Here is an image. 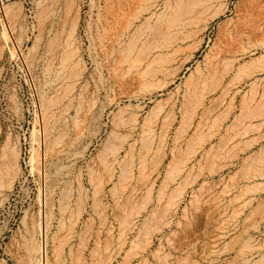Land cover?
Returning <instances> with one entry per match:
<instances>
[{"label":"rangeland","instance_id":"obj_1","mask_svg":"<svg viewBox=\"0 0 264 264\" xmlns=\"http://www.w3.org/2000/svg\"><path fill=\"white\" fill-rule=\"evenodd\" d=\"M204 1L0 0V264H264V0Z\"/></svg>","mask_w":264,"mask_h":264},{"label":"bare ground","instance_id":"obj_2","mask_svg":"<svg viewBox=\"0 0 264 264\" xmlns=\"http://www.w3.org/2000/svg\"><path fill=\"white\" fill-rule=\"evenodd\" d=\"M180 1H181V0H180ZM202 1H204V0H202ZM205 1H206V0H205ZM205 1H204V4H205ZM208 1H209V0H208ZM208 1H207V2H208ZM48 2H49V1H48ZM198 2H199V1H198ZM198 2H196V3H198ZM193 3L195 4V2H193ZM200 3H201V2H200ZM202 3H203V2H202ZM54 4H55V3H54ZM45 7H46V6H45ZM49 7H50V6H49ZM54 7H55V6H54ZM200 7H201V6H200ZM46 8H47V7H46ZM50 8H51V7H50ZM206 8H207V7H206ZM53 9H54V8H53ZM53 9H52V10H53ZM139 9H140V6H139L138 10H139ZM140 10H143V8L140 9ZM202 10H203V9H202ZM133 12H134V11H133ZM130 13H131V12H130ZM46 15H47V14H46ZM44 16H45V14H44ZM46 17H48V16H46ZM46 17H45V18H46ZM133 19H134V18H133ZM247 22H248V20H247V18H246V19L243 21V24L245 25ZM74 25H75V24H74ZM176 25H177V24H176ZM176 25H175V27H176ZM127 26H128V25H127ZM129 26H130V25H129ZM141 26H142V25H141ZM74 27H75V26H74ZM74 27H73V28H74ZM138 28H139V27H138ZM141 28H142V27H141ZM119 29H120V28H119ZM72 30H73V29H72ZM40 31H41V30H40ZM120 31H121V30H120ZM123 31H124V30H123ZM156 31H159L158 28H157ZM116 32H118V31H116ZM122 33H123V32H122ZM122 33H121V34H122ZM116 34H117V33H116ZM119 34H120V33H118V35H119ZM139 34H140V33H139ZM140 36H141V34H140ZM132 38H133V37H132ZM139 38H140V37H138L137 39H139ZM116 39H117V38H116ZM137 39H136V40H137ZM119 40H120V38H118V40H115V41H119ZM132 40H133V39H132ZM115 41H114V43H115ZM128 41H129V40H128ZM137 41H138V40H137ZM134 42H135V41H134ZM67 43H68V42H67ZM49 45H50V44H49ZM119 45H121V44H119ZM127 45H128V44H127ZM110 48H111V47H110ZM127 48H128V47H127ZM63 51H64V50H63ZM128 51H129V49H128ZM144 51H145V50H144ZM144 51H143V52H144ZM108 52H109V51H108ZM125 52H126V51H125ZM130 52H131V51H130ZM148 52H149V51H148ZM69 53H70V52H69ZM69 53H68V55H69ZM71 53H73V52L71 51ZM98 53H99V52H98ZM109 53H110V52H109ZM142 54H143V53H142ZM142 54H141V55H142ZM71 55H72V54H71ZM122 55H123V54H122ZM122 55H121V56H122ZM124 56H125V55H124ZM133 56H134V55H133ZM126 57H127V56H126ZM141 57H142V56H141ZM143 57H144V56H143ZM145 57H147V56H145ZM117 59H118V58H117ZM127 59H130V56H129V58H127ZM127 59H126V60H127ZM134 59H136V58L134 57ZM118 60H119V59H118ZM122 60H123V57H122ZM122 60H121V61H122ZM137 60H138V59H137ZM132 61H133V60H132ZM135 61H136V60H135ZM117 62H118V61H117ZM123 62H125V61H123ZM130 62H131V61H130ZM133 62H134V61H133ZM137 62H138V61H137ZM149 62H150V61H149ZM118 63H119V62H118ZM126 63H127V62H126ZM131 63H132V62H131ZM150 63H151V62H150ZM124 64H125V63H124ZM135 65H136V64H135ZM135 65H133V67H135ZM64 67H65V66H64ZM133 67H130V68H133ZM138 67H139V66H138ZM145 68H146V67H145ZM147 68H148V67H147ZM153 69H154V68H153ZM134 70H135V69H134ZM150 71H152V70H150ZM158 71H160V70L158 69ZM141 72H142V71H141ZM147 72H148V71H147ZM147 72L145 71V73H144V72H142V73H144L143 75H146ZM149 73H150V72H149ZM149 73H148V76H149ZM136 74H137V73H136ZM70 75H71V74H70ZM140 75H141V74H140ZM73 76H74V75H72V77H73ZM119 76H120V75H119ZM125 76H126V74H125ZM146 76H147V75H146ZM154 76H155V75H154ZM70 77H71V76H70ZM74 77H75V76H74ZM123 77H124V76H123ZM143 77H144V76H143ZM117 78H118V77H117ZM120 78H121V77H120ZM139 78H140V77H139ZM141 78H142V77H141ZM149 78H150V77H149ZM68 79H70V78L68 77ZM68 79H67V80H68ZM71 80H72V79H71ZM67 86H69V85H67ZM63 89H64V88H63ZM48 109H49V107H48ZM162 137H164V136H162ZM162 139L164 140V138H162ZM162 139H161V141H162ZM70 144H71V143H70ZM160 145H161V144H160ZM160 145H159V146H160ZM157 146H158V145H157ZM163 149H164V148H163ZM148 150H149V149H148ZM159 151H160V149H159ZM162 154H163V153H162ZM162 156H163V155H162ZM164 156H165V155H164ZM141 157H142V156H141ZM139 160H140V159H139ZM140 161H141V160H140ZM142 162H143V161H142ZM139 166H140V165H139ZM138 168H139V167H138ZM139 170H140V169H139ZM142 170H143V168H142ZM142 170H140V171H142ZM179 192H180V191H179ZM125 215H127V213H126ZM128 215H130V214H128ZM128 215H127V216H128ZM125 219H126V217H125ZM123 222H124V221H123ZM124 224H125V223H124Z\"/></svg>","mask_w":264,"mask_h":264}]
</instances>
